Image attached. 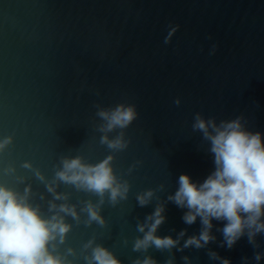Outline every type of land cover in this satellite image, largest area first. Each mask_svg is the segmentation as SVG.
Wrapping results in <instances>:
<instances>
[{
  "label": "water",
  "instance_id": "95a60500",
  "mask_svg": "<svg viewBox=\"0 0 264 264\" xmlns=\"http://www.w3.org/2000/svg\"><path fill=\"white\" fill-rule=\"evenodd\" d=\"M119 103L134 104L138 116L123 130L128 147L115 152L100 143L96 112ZM197 112L217 123L242 116L264 133V0H0V139L11 137L0 151V184L21 194L29 187L30 203L44 216L52 214L50 201L75 206L79 220L61 213L71 228L55 249L72 264H87L90 239L121 264L144 256L158 264H222L209 252L231 264H264V234L256 247L245 234L229 249L217 230L225 222L216 220L215 240L202 248L132 250L143 235L137 224L157 204L165 209L157 235L175 238L185 229L182 245L200 231L199 217L187 225L186 209L167 199L181 173L202 182L214 169L209 142L192 128ZM110 153L130 188L115 206L105 194L101 227L81 212L99 197L55 174L64 157L96 163ZM49 184L68 199L54 200ZM148 188L153 197L140 206L137 193Z\"/></svg>",
  "mask_w": 264,
  "mask_h": 264
},
{
  "label": "clouds",
  "instance_id": "9594fccd",
  "mask_svg": "<svg viewBox=\"0 0 264 264\" xmlns=\"http://www.w3.org/2000/svg\"><path fill=\"white\" fill-rule=\"evenodd\" d=\"M175 103L179 104L178 98ZM96 115L103 121L98 128L101 132L100 143L115 152L126 149L130 141L125 138L123 130L137 118L136 106L119 103L111 108L100 107ZM242 120V116H237L217 123L214 117L205 119L199 112L195 114L192 128L194 131L199 130L202 138L209 142L208 151L213 156L214 169L202 182L193 180L187 173H181L176 191L170 193L167 199L179 208L186 209L182 219L187 225H192L199 217L200 231L189 235L182 245L179 242L185 236V229H181L175 238L157 235V229L165 221L164 205L157 204L154 211L146 215L144 222L137 224V231L143 235L134 240V252H146L149 247L161 251L202 248L215 240L211 231L213 220L225 222L222 229H217L223 235L222 246L226 244L229 249L232 248L245 234L248 242L253 247L257 246L256 236L264 234V133L250 130ZM117 128L121 131L114 138H109L107 134ZM10 142V136L0 139V151ZM112 160L111 153L96 163H86L79 155L64 157L61 159V168L55 174L59 181L99 197L95 204L87 201L81 208V212L87 213L88 224L96 222L104 226L100 207L105 194L112 206L127 199L129 182L117 177ZM139 163L137 161L132 167ZM23 166L31 167L28 162H24ZM47 188L54 194V200L68 199L67 194L56 192L52 184L47 185ZM29 192L27 186L21 194L0 184V264H72L55 249L57 239L63 243L71 228L65 222L64 215L79 220L75 206L66 203L57 205L50 201L49 211L52 214L44 216L39 205L30 203ZM153 194L151 188L137 193L138 204L147 205ZM84 248H91V255L85 256L87 264H121L107 247L102 244L93 246L92 239L85 243ZM72 251L68 249L69 254ZM209 257L219 258L222 264H231L228 258L218 257L216 252H209ZM254 258L259 262L262 254L255 252ZM183 259L186 262L189 260L187 256ZM132 264L158 262L151 256H144L143 259L136 257ZM165 264H173L172 259Z\"/></svg>",
  "mask_w": 264,
  "mask_h": 264
}]
</instances>
